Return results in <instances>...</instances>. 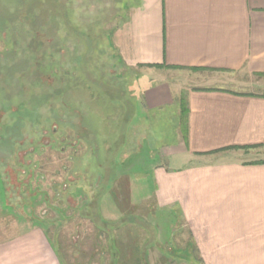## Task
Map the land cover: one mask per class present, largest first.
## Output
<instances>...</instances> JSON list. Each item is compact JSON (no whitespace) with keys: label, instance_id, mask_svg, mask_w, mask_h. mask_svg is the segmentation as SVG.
I'll return each mask as SVG.
<instances>
[{"label":"rangeland","instance_id":"obj_1","mask_svg":"<svg viewBox=\"0 0 264 264\" xmlns=\"http://www.w3.org/2000/svg\"><path fill=\"white\" fill-rule=\"evenodd\" d=\"M55 2L45 0L44 10L35 5L33 18L43 17L37 34L25 26L19 33L0 29L2 239L39 226L62 264H192L187 254L197 261L198 253L186 220L175 209L157 211L152 197L154 169L184 163L165 155L177 139L175 111L139 106L143 69H130L117 51L113 56L106 38L126 17L110 22L112 0ZM98 3L103 24L110 22L107 34L96 38L90 30L83 49L78 25ZM168 74L187 87L196 75ZM230 79L243 84L236 90L264 93L262 76ZM220 154L236 160L245 153ZM99 208L101 219L119 223L98 225Z\"/></svg>","mask_w":264,"mask_h":264},{"label":"crops","instance_id":"obj_2","mask_svg":"<svg viewBox=\"0 0 264 264\" xmlns=\"http://www.w3.org/2000/svg\"><path fill=\"white\" fill-rule=\"evenodd\" d=\"M121 7L126 18L111 42L130 69H143L139 106L175 111L177 139L165 155L184 161L154 169L157 211L175 209L186 220L198 253L197 261L187 254L192 264H264V93L236 90L243 84L230 79L264 77V0H121ZM171 70L196 74L191 86ZM228 149L245 154L226 160L220 152ZM46 233L35 226L0 235V264H62Z\"/></svg>","mask_w":264,"mask_h":264},{"label":"trees","instance_id":"obj_3","mask_svg":"<svg viewBox=\"0 0 264 264\" xmlns=\"http://www.w3.org/2000/svg\"><path fill=\"white\" fill-rule=\"evenodd\" d=\"M46 1L49 2L50 0H46ZM54 1L57 2V3L55 2L56 4H59V3L61 4L62 3L61 0H54ZM69 1L71 3L72 2H76V0H69ZM112 1H115V3L113 5V7L111 8V10H113V13L111 14V16H112L111 19L112 20H110V22L111 21H114L116 17H120L121 12H122L121 0L120 1H118V0H112ZM1 2L4 3V5H5L4 8L5 9L0 8V10L2 11V13L0 12V14H1L0 15V29L1 28H3V29L5 28L7 30L6 33H8V34H9V31H10V33L11 32L19 33V30H21V28L23 29L22 31H25L24 29L26 28V29H29L30 33H34V34L39 33V29L38 28L40 27V29H41V26L40 25H42V24L40 23V21H41V19L43 17L41 18V15H40V17L38 19H34L32 13L35 10V8H34L35 5L38 4V3L39 4L41 3L42 9L44 8L45 0H22V2L20 0H0V3ZM18 2L21 3V4H19ZM95 6L97 7V8L95 7L96 10L90 11L88 13V16H90V18L92 20L90 19L91 20L90 21L88 19L84 23L78 25L81 28V30H79L81 32H80V34H77V35H78V37H80V39L83 42V45H84L83 46V49H84V47L86 45L85 42L87 40V37H90V32H89L90 30H92V31L94 30V32L96 33V38L97 37H101L104 32H106V34H107V30H105L106 29L105 28V25L108 23V20L105 22V24H103L104 19L97 12L98 11L97 10L98 7L101 8L100 7V4H99V6L98 5H95ZM89 7L91 8V6H89ZM76 8L77 7L74 6V9L75 10H76ZM43 10H41V11H43ZM91 10H92V8H91ZM41 11H40V14H42ZM24 26H25V28H24ZM83 29H84V31H83ZM88 32H89V34H87ZM112 33H114V31ZM106 38L108 40V45H109V48L111 50V53H112L113 56H115V54L113 52L116 51V49L114 48V46H113V44L111 42V36H109V34H107L106 35ZM7 39H8V41L9 40H12V37L10 36L9 38H6V41L3 40V41H5L4 43H7L8 42ZM39 39H41V38H39ZM16 43H19V42L17 41ZM16 43H14L13 47L16 46L14 49L15 50H18L17 49V45L18 44L16 45ZM8 49H6L7 52H9ZM15 56L17 57L18 55L15 54ZM39 64H41V63H39ZM113 79L117 80V77H115V78L113 77ZM88 83H90V82H88ZM86 87L87 86H84L83 88H86ZM88 88H89V86H88ZM89 91H93V88L90 87L89 88ZM181 107H182V112H181V120L182 121L181 122H182V126L185 129V134H186L187 113H188L186 99L181 100ZM186 139H187V136H185V140ZM96 216L98 217V220L96 219L97 222H98L97 223L98 225L109 226L110 224L111 225H117L119 223V221L111 222L109 220H103V219H101V217H100L101 216V213H100L99 210L97 211ZM110 239H111V241L113 240V242H114V239H113L112 235H110Z\"/></svg>","mask_w":264,"mask_h":264}]
</instances>
